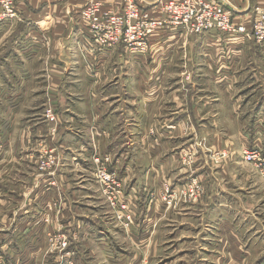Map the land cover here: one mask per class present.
Here are the masks:
<instances>
[{"label": "rangeland", "instance_id": "obj_1", "mask_svg": "<svg viewBox=\"0 0 264 264\" xmlns=\"http://www.w3.org/2000/svg\"><path fill=\"white\" fill-rule=\"evenodd\" d=\"M232 23V35L222 34L230 40L245 36L238 29L242 24L233 18ZM55 38V58L70 59V73L76 79H66L61 89L54 91L43 78L45 66L37 68L35 78L28 83H4L0 77V111L8 113L7 126L0 130L8 141L6 148L2 145L7 152L0 156V196H4L0 221L14 223L7 230L12 240L9 236L0 241L4 264H130L126 258L120 259L123 254L136 258L131 264H176L179 259L175 261V257L188 250L193 251L197 264L207 241L214 246L209 253L215 254V264H264V43L243 37L256 46L249 59L254 58L259 65L249 61L244 68L238 60L231 67L230 80L221 70L214 72V83L210 82L205 68L184 61L178 77L171 67L162 72L161 98L155 95L152 104L136 102L134 107L133 98L123 95L121 101H114L129 104L125 110H130V116L124 118L130 130L116 124L120 114L113 115L111 133L115 135L109 140L119 149L129 142L137 150V160L130 162V177L115 170L117 179L123 180L122 188L125 185L123 193L130 190L131 197L137 192V199L130 198V212H123L119 202L115 208L111 201L125 200L126 195L116 197L117 190L111 194L112 183L105 176L114 170L113 164L109 167L102 162L104 156L96 148L100 130L95 117L90 122L86 112L96 110L98 82L89 75L97 68L91 62L78 66L73 56L77 48L62 58L58 52L65 54L71 39L57 32ZM76 44L72 47H79ZM86 45L90 50L89 42ZM237 54L238 59H244L247 51L238 50ZM95 55L89 51L90 57ZM18 68H13L16 72L6 70V76L13 78ZM114 70L107 72L117 75ZM81 79L87 83L79 82ZM47 92L52 93L49 96ZM53 95L60 99L59 110L55 107L59 105L52 104ZM178 95L184 99H179L184 101V110H178ZM14 112L18 115L17 130L11 123ZM178 115L182 121H173ZM3 117L0 115V124ZM146 144L169 150L167 166L144 161L150 158L142 155ZM38 178L40 182L35 183ZM65 201L68 208L63 210ZM32 213L39 221L36 227H30ZM21 214L29 216L30 225L21 222V217L16 219ZM128 215L130 226L125 227ZM144 220H154L157 227L143 230ZM17 221L18 227L14 226ZM25 229L28 232L24 235ZM159 229L163 236L160 241L156 240ZM127 230L136 237L127 236ZM144 232L151 233L146 242ZM37 233L43 240L38 245L32 243L37 241ZM176 240L185 242L173 251L180 244ZM6 246L9 249L4 252ZM26 251H30L28 259L17 257Z\"/></svg>", "mask_w": 264, "mask_h": 264}, {"label": "crops", "instance_id": "obj_2", "mask_svg": "<svg viewBox=\"0 0 264 264\" xmlns=\"http://www.w3.org/2000/svg\"><path fill=\"white\" fill-rule=\"evenodd\" d=\"M91 1L92 0H18L17 3L21 9V12L23 13L22 22L16 21L14 23H6L0 26V77L4 83L16 84L24 81L28 83L32 82L33 78H35L37 70H39L37 68L45 66L47 70L46 73L43 75L44 80L50 84L49 89L58 91L61 89V86L66 79H76V76H73L70 73L71 70L69 61L71 60H68L66 58L65 60L63 58V55L69 56L71 52L77 48V50L75 51L76 55H74L73 53L72 54L73 56H76L75 60L78 61V66L83 67L85 63L91 62L93 67L96 66L97 68L96 70H92V74L94 73V76H92V74L89 75L90 77L96 79L98 82V89L95 93V98L97 99L95 101L96 110H86V112L89 113V121L91 122L93 120V117H95V126L98 127L100 133H103L104 135L102 136L100 133L96 134V137L98 138V147L96 148L98 150V153L102 156L110 155L113 159V169L117 171L118 169H120V173L122 174V176L128 178L130 177V162L137 160L135 158V153L137 150L136 148L133 149V145H130L129 142L122 146V148L126 147L125 150H122V148L119 149V146H117L118 144L110 142L109 138L114 139L115 135L111 133L113 128L111 116L113 115L115 116L117 114H120V121L118 120L116 124L120 125V127L124 129H127L128 127L129 129L127 130H130L128 120L126 121L124 118V116H130V110H125L127 107H129V104L127 102H116L114 104V101H121V96L123 95L126 96V98H133V100L131 99L133 106L136 102L137 104L140 102V104L143 105H148V103L152 104V102H154L155 100V95H157V99L161 98L159 97V92L160 87H162L164 81V73L162 72L168 71V69L171 67L175 69V74H177L178 77L179 72L183 71L182 65H184V61H187L190 66L195 65L199 68H205L206 73L210 74V82L211 80H213L214 83V72H221V70L226 71L223 77H227L230 80L232 78L230 74L232 70L231 67L233 68L238 60L239 64L243 65L244 68L249 63V61L255 62L256 66L259 65L254 58L249 59L251 57L249 52L253 49V47L254 49H256V46L251 45L243 37L236 38V40H230L228 39V37L226 38V35L217 31L210 32L209 34H206L203 37L191 36L187 38L184 36V34L181 33L178 28H170L165 32H160L158 36H154L151 38L150 52L146 56L130 54L125 50L123 46H118L112 50L102 49L97 52L96 55L92 58L89 56L88 50L82 45L83 36L80 34L81 31L78 30V27L76 26L74 20V18L79 15L80 11L84 7H86ZM103 1L105 9H110L113 7L109 0ZM208 1L216 4L223 3L227 8L234 10V22L242 24L248 29L253 26L254 18L256 16L255 9H264V0ZM139 2L142 4L144 10L149 12L153 19H158L161 17V7L156 4L157 0H139ZM56 32L58 34L65 35L68 41L71 39V44L66 43L65 45V48H68L65 54L58 52L62 55L63 58L59 60L58 58H55L57 56V51L56 49H54V40H56ZM185 38L187 39L185 40ZM74 43H77L76 45L79 47H72ZM238 50H243L244 53L247 51V56L244 59H238ZM231 54L232 56L230 57ZM14 67H19V73H14L13 78H11L10 76H6V70H9L10 68L11 70L16 72V70L13 69ZM27 67H31L32 69L29 71V68ZM114 67L116 69L114 71L117 72V75H112L107 72L108 69L111 71L114 69ZM79 70L80 68H78V71ZM3 71L4 74L2 73ZM131 71H133L134 73H131ZM85 77L87 76L85 75ZM87 79H81L79 82L87 83ZM79 87H81L80 91L83 92V84H80ZM1 93L2 90H0V94ZM50 93L52 92L48 93L49 96L51 95ZM16 94L17 92H15V97ZM184 95L187 97L188 92L186 91ZM239 95L241 94L239 93ZM53 96L55 98L52 99V104L54 105L55 102L56 105H59L55 106L57 110H59L58 107L61 106L60 99L57 100V95ZM179 99L184 100L183 98H181L180 95H178V104H176L179 105L178 110H184L182 105L184 104V101H181ZM192 100L193 97L191 98V101ZM112 101L113 104L110 103ZM74 108L78 109V107ZM194 109L197 110V108L195 107L193 108V110ZM17 112L13 113L14 118L11 120V123L12 125H14L16 130L18 117ZM234 113H236L240 118H242L240 113ZM164 114L166 115V113ZM0 115L1 117L4 116V120L0 124L1 130V127L7 126L6 119L8 118V113L3 112L2 110L0 111ZM174 118L175 119L173 121L180 119V122L183 119L180 115ZM195 119L197 118H194V120ZM82 122L83 121H78L79 124H82ZM180 127L182 128L183 125L181 124ZM240 130H242L241 127ZM6 142H8L7 137L3 133L0 135V156L7 152L5 149L2 150V145H4L6 148ZM147 146L148 149H146ZM155 147L156 145L153 144L152 146L149 144L143 146V157L146 155L150 157L144 161L149 162V160H151V162L153 163L158 161L159 163H163L167 166L166 163L167 161H169V158L166 154L169 152V150L165 152L163 148L160 149ZM130 148H132V155L130 154ZM161 153L163 154L162 157L160 156ZM14 158L16 157L14 156ZM161 159H163V161H161ZM137 177H139V175L137 176L136 174V179ZM40 179L42 180L43 178L40 177ZM44 179L46 178L44 177ZM44 181H46L47 183V180ZM39 182L40 180L38 178L35 183ZM64 192L65 190L63 188V193ZM136 193L137 192L134 191V193L131 194L133 200L134 198L137 199ZM145 193L146 192H144V194ZM133 194L136 196L133 197ZM28 196H30V194L26 196V199H28ZM2 197L4 196H0V207L2 206V202L4 200V198L2 200ZM66 197L67 196H64V198ZM131 197L130 190H128V194L126 193L125 200L130 203ZM36 203L38 202L36 201ZM136 205H138V203H136ZM62 208L63 210L68 208V204L66 201ZM33 211L35 212L36 210ZM66 212L67 210L65 211V213ZM35 214L36 213L31 214V217L33 216L32 225H30L29 216L23 217L21 214L17 215L16 219L21 217V222L23 221L24 224L26 222H29L28 225H30V227H36V223L39 221L36 218ZM13 215L16 214L14 213L11 216ZM3 220L5 219H1L0 221L1 243L7 240L9 236H11V234L9 235L7 234V232L9 231L8 229L11 227V225L14 224H12V222L10 224H6V220ZM154 222V220H144V223L142 224L143 230L149 229V227H152V225L155 229L157 227V222ZM19 223L20 222L17 221L14 226L19 225ZM35 229L36 228H34V231ZM26 230L27 229H25V231L23 232L24 235L28 232ZM157 231L158 233L156 234V240L160 241L163 238V236L161 235L162 232L160 229ZM126 233L129 237H136V235H134L135 233L130 234V230H127ZM148 233L151 234L150 232ZM148 233L144 232L142 235V239L145 240L144 242H146V239L150 240V235ZM139 235L140 234H138L137 239ZM36 237L37 241H32V243H37L38 245L43 240H41V236L39 235V233L36 234ZM12 238L13 237L11 236L10 240H12ZM184 242L185 241L183 240H176V244H180H177L175 247L176 249H174L173 251H178L180 247H183ZM205 248V252L202 255L203 258L201 260L197 259L196 263L199 264V262L202 261L201 264H215V254L213 253V251L209 253V248H212L211 250H213L214 246L211 245V242L209 243V241H207ZM6 249H9V246L4 247V252H6ZM161 249L162 248H160L159 246V255L161 254ZM121 254L122 253H119V258ZM29 255L30 251H26L24 254L22 253L19 256L17 255V257L23 260L28 259ZM123 255L124 256H122L120 259L126 258V260L130 261V264L133 260L136 259L133 256L126 257L125 254ZM178 259L179 261H177ZM174 260L177 261L176 264H194V253L191 250L185 252L182 251L181 254L175 257ZM170 261H173V258H170ZM23 263H25V261H23Z\"/></svg>", "mask_w": 264, "mask_h": 264}, {"label": "built area", "instance_id": "obj_3", "mask_svg": "<svg viewBox=\"0 0 264 264\" xmlns=\"http://www.w3.org/2000/svg\"><path fill=\"white\" fill-rule=\"evenodd\" d=\"M17 2L18 0H0V25L22 22L23 13ZM109 2L113 7L105 9L103 0H92L74 18L83 36V47L93 54L102 49L112 50L123 46L130 54L146 56L150 52L147 46L149 38L158 36L160 32L170 28H178L185 36H202L213 31L232 35L234 31L232 18L235 12L223 3L216 4L208 0H157L156 4L161 7V17L153 19L139 0H109ZM255 14L250 29L242 25L238 29L240 33L245 34V36L242 34L243 37L264 43V9L256 8ZM86 40L89 42L90 50L85 46ZM100 160L101 158L96 161ZM102 162L111 167L113 159L107 155ZM105 177L112 183L111 194L117 190L116 197L124 198L126 193H123L122 189H125V185L123 184L122 188L120 183H123V180L117 179L116 171L110 170L109 175ZM117 202L120 203L123 212H130V203L127 200L111 201L112 206L118 208ZM127 218L129 222L125 227L130 226V215ZM62 247V250L67 248L65 240ZM0 264H4L1 250Z\"/></svg>", "mask_w": 264, "mask_h": 264}]
</instances>
